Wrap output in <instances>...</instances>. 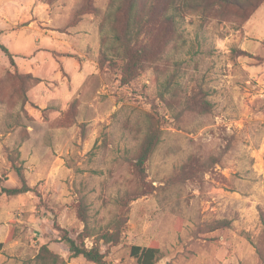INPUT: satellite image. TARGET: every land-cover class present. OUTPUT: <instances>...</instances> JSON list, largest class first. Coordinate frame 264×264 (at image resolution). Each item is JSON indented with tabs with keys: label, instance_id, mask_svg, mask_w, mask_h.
I'll return each mask as SVG.
<instances>
[{
	"label": "rangeland",
	"instance_id": "obj_1",
	"mask_svg": "<svg viewBox=\"0 0 264 264\" xmlns=\"http://www.w3.org/2000/svg\"><path fill=\"white\" fill-rule=\"evenodd\" d=\"M9 1L0 42L18 63L0 50V264H40L43 244L95 264L71 258L65 236L105 264H138L133 244L159 246L156 264H264V3L245 20L249 7L177 0L172 34L141 36L158 57L124 84L120 0ZM44 122L47 145L21 148ZM150 128L158 143L139 165ZM13 158L35 192L3 191L20 186ZM114 229L120 242L100 239Z\"/></svg>",
	"mask_w": 264,
	"mask_h": 264
},
{
	"label": "trees",
	"instance_id": "obj_2",
	"mask_svg": "<svg viewBox=\"0 0 264 264\" xmlns=\"http://www.w3.org/2000/svg\"><path fill=\"white\" fill-rule=\"evenodd\" d=\"M215 4L221 5H234L240 9L251 8L249 14L244 19L248 20L254 14V12L264 3V0H213ZM177 0H120L116 12V22L120 25V30L116 31V39L122 45L125 58V63L122 66V80L121 83L135 77V73L138 66L144 61H147L148 57L152 55L151 59L158 57L157 54L148 52L145 44L142 43L141 36L151 37L155 31L161 29L167 37L174 31V17L171 15V9L175 7ZM136 25V29L134 26ZM161 33V34H162ZM131 40L134 41V45L131 44ZM168 41V40H166ZM0 50H2L8 57L12 64L15 63V56L10 49L0 42ZM123 84V85H124ZM158 143L157 136L152 129L145 136L140 152L137 155L136 163L141 165L145 163L152 153L154 152ZM18 159H20V151H18ZM12 168L15 171L20 186L12 188H4L3 191L7 194H23L27 192H35L34 186H31L28 182L25 174L23 162L17 163V158L11 159ZM82 219L85 223V231L88 230V218L82 215ZM226 222V221H225ZM87 235H90L89 233ZM93 235V234H91ZM15 238V235L10 233L7 241H11ZM105 243H118L121 240V231L114 229V232H106L100 235ZM69 248L70 257H84L87 261L95 264H105L104 254L97 248H88L84 240L74 239L69 236H65L61 239ZM5 242H0V248H3ZM130 254L134 257L138 264H156L161 258L162 251L159 246L138 245L133 244L130 247ZM37 261L40 264H68L67 260L60 256L58 253L52 251L48 244H43L39 254L36 256Z\"/></svg>",
	"mask_w": 264,
	"mask_h": 264
},
{
	"label": "crops",
	"instance_id": "obj_3",
	"mask_svg": "<svg viewBox=\"0 0 264 264\" xmlns=\"http://www.w3.org/2000/svg\"><path fill=\"white\" fill-rule=\"evenodd\" d=\"M11 1H13V0H11ZM9 3H12V2L9 1L7 4H9ZM6 21L9 22L8 19ZM17 60L18 59L15 56L16 63H18ZM33 69L34 68L31 67L29 69V72L33 71ZM37 91H38V95H37L38 99L39 100L41 99L44 102V104H46L47 103V83L44 82V81L41 82L40 85H39V88H37ZM46 106H44V107H46ZM34 110H35V108H33V111ZM43 124H44V128L37 129V128L31 127V126L28 127L29 128L28 129L29 137L23 142L21 148L28 147V146H32L34 148V145H37V144H39V145H47L46 137L44 138V136L47 135V126H46L47 123L44 122ZM37 135H41V137H39L37 139Z\"/></svg>",
	"mask_w": 264,
	"mask_h": 264
}]
</instances>
